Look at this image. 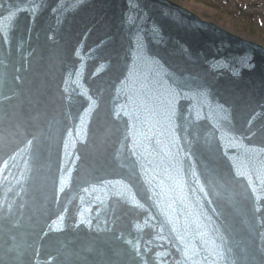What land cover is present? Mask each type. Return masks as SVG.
Returning <instances> with one entry per match:
<instances>
[{
  "label": "water",
  "instance_id": "obj_1",
  "mask_svg": "<svg viewBox=\"0 0 264 264\" xmlns=\"http://www.w3.org/2000/svg\"><path fill=\"white\" fill-rule=\"evenodd\" d=\"M0 264H264V47L169 0H0Z\"/></svg>",
  "mask_w": 264,
  "mask_h": 264
},
{
  "label": "rangeland",
  "instance_id": "obj_2",
  "mask_svg": "<svg viewBox=\"0 0 264 264\" xmlns=\"http://www.w3.org/2000/svg\"><path fill=\"white\" fill-rule=\"evenodd\" d=\"M185 9L187 5H193L192 9L188 8V11L192 12L200 19L213 23L220 27L221 29L241 37L244 40L250 41L257 45L264 47V22L258 18V15H254V20L246 21L236 19L231 13L227 11L225 5L218 4L214 2L213 7L204 5L203 3L196 2L194 0H169ZM196 7H202L205 12H199ZM228 8V6H226ZM243 15V14H242ZM247 15V14H246ZM243 15L244 17H247ZM264 18V17H262Z\"/></svg>",
  "mask_w": 264,
  "mask_h": 264
},
{
  "label": "trees",
  "instance_id": "obj_3",
  "mask_svg": "<svg viewBox=\"0 0 264 264\" xmlns=\"http://www.w3.org/2000/svg\"><path fill=\"white\" fill-rule=\"evenodd\" d=\"M203 3L206 6L216 8L214 2L225 5L229 13L236 19L252 21L255 14L264 22V0H194ZM228 6V8L226 7ZM247 17H244L243 15Z\"/></svg>",
  "mask_w": 264,
  "mask_h": 264
},
{
  "label": "bare ground",
  "instance_id": "obj_4",
  "mask_svg": "<svg viewBox=\"0 0 264 264\" xmlns=\"http://www.w3.org/2000/svg\"><path fill=\"white\" fill-rule=\"evenodd\" d=\"M186 7H187V10H188V8H189V9H192L193 5L189 4V5H187ZM196 9H197L199 12H202V13L206 11V10H204L202 7H196Z\"/></svg>",
  "mask_w": 264,
  "mask_h": 264
}]
</instances>
